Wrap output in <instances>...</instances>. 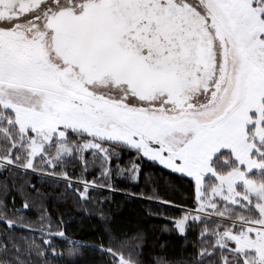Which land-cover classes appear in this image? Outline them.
I'll use <instances>...</instances> for the list:
<instances>
[{"label":"snow or ice","instance_id":"snow-or-ice-1","mask_svg":"<svg viewBox=\"0 0 264 264\" xmlns=\"http://www.w3.org/2000/svg\"><path fill=\"white\" fill-rule=\"evenodd\" d=\"M77 160L106 183L68 171ZM145 161L189 178L174 229L199 228L195 250L147 259L141 233L109 235L104 264H264V0H0V171L55 178L83 207ZM25 201L39 228L5 203L0 237L31 238L0 264H75L89 246Z\"/></svg>","mask_w":264,"mask_h":264},{"label":"trees","instance_id":"trees-1","mask_svg":"<svg viewBox=\"0 0 264 264\" xmlns=\"http://www.w3.org/2000/svg\"><path fill=\"white\" fill-rule=\"evenodd\" d=\"M127 160L128 156L124 155L123 161ZM83 170L84 164L80 160L68 168V171H75L77 175L83 174L89 180L95 177L101 184L106 183L98 168H89L87 172ZM144 173L145 176L140 181L116 177L108 181L115 184L116 190L99 187L93 193L94 199L91 203L75 207L71 198H59L63 185L55 184V178L42 181L35 174L24 176L17 172L0 171V208L6 203L9 213L13 207L20 209L33 227L38 229L40 210L23 209L25 195L31 193L42 201L53 218L63 216L69 235L89 246L81 251L75 264H104L105 258L99 251L93 250L101 239L107 242L109 235L123 238L136 233L143 236V251L147 259H153L159 254L168 259L187 260L195 250L199 228H193L185 238L174 229V221L194 207V189L190 188L188 178H181L179 174L160 165H152L149 161L144 162ZM32 184L37 186L42 195L38 196L33 192ZM2 229L3 225H0V230ZM21 235L31 238V234L24 229H18L11 238L0 237L8 243L9 248L6 255L0 253V259L15 261L16 249L12 247L11 241L20 242ZM36 236L38 239V232ZM21 258L35 260V257L30 258L27 255H22ZM55 264L63 262L56 261Z\"/></svg>","mask_w":264,"mask_h":264},{"label":"rangeland","instance_id":"rangeland-1","mask_svg":"<svg viewBox=\"0 0 264 264\" xmlns=\"http://www.w3.org/2000/svg\"><path fill=\"white\" fill-rule=\"evenodd\" d=\"M162 168H163V166H161ZM166 170H168V169H166ZM168 171H170V170H168ZM171 172V171H170ZM189 179V178H188Z\"/></svg>","mask_w":264,"mask_h":264}]
</instances>
